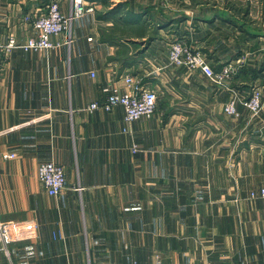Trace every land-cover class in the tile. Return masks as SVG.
I'll return each mask as SVG.
<instances>
[{
  "label": "crops",
  "instance_id": "obj_1",
  "mask_svg": "<svg viewBox=\"0 0 264 264\" xmlns=\"http://www.w3.org/2000/svg\"><path fill=\"white\" fill-rule=\"evenodd\" d=\"M47 1L0 0V41L35 35L22 16ZM83 2L69 46L0 66V264H264V197L249 196L264 185V106L223 111L232 91L264 96V0ZM181 37L234 68L225 86L168 63ZM127 73L158 92L154 115L83 109ZM47 160L65 171L57 196L37 178Z\"/></svg>",
  "mask_w": 264,
  "mask_h": 264
},
{
  "label": "built area",
  "instance_id": "obj_2",
  "mask_svg": "<svg viewBox=\"0 0 264 264\" xmlns=\"http://www.w3.org/2000/svg\"><path fill=\"white\" fill-rule=\"evenodd\" d=\"M85 12L83 0H71L67 14H63L60 9L59 0H48L44 8L37 12L25 13L22 20L27 22L36 34L28 37L24 41H19L11 35L6 41H0V66L5 57L13 49H21L24 52H39L43 50L55 49L62 45L71 44V25L75 18L80 17ZM63 35V38H60ZM168 63L175 67H185L199 70L204 76L218 86H225V82L230 80L235 74L231 65H223L215 71L210 65L206 55L197 47L188 43L183 37L172 40L167 49ZM94 76V73H90ZM124 88L120 90L110 79L102 86L103 98L101 101H93L83 109L93 111L102 108L109 111L113 106L120 105L124 109V121L129 123L141 117H151L157 107L158 92L154 88L145 85L141 79L132 74H124ZM242 102L252 117L258 115L264 106V96L258 87L251 90L249 95L241 100L239 94L232 91L227 101L224 103L223 111L227 115L238 116L237 104ZM132 151H137V145L132 146ZM14 153L3 154L4 158H11ZM37 178L44 191L50 196H57L65 186L64 168L52 161H41L37 166ZM75 190H82L81 186ZM250 197H264V185L259 188L258 193L250 191ZM10 240L7 234L5 222L0 219V250L4 254L9 253ZM154 264H162L160 255H155ZM176 264V263H170ZM194 264H208L197 262Z\"/></svg>",
  "mask_w": 264,
  "mask_h": 264
}]
</instances>
